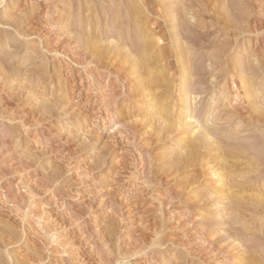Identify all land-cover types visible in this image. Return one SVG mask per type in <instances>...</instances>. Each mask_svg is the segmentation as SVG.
<instances>
[{"label": "rangeland", "instance_id": "obj_1", "mask_svg": "<svg viewBox=\"0 0 264 264\" xmlns=\"http://www.w3.org/2000/svg\"><path fill=\"white\" fill-rule=\"evenodd\" d=\"M46 1L50 2L0 0V264H236L237 253L241 250L253 252V256L262 257V260L264 236L261 235L262 232L259 233V228H263L264 215L260 209L253 210L256 205H251L250 209L243 206L240 210H244L242 212L245 214L242 215L246 216L241 215V220L240 216H233L237 223L244 222V225L247 222L245 225L249 226V230L253 224L255 227L251 228H258L259 233L258 235L256 230L253 233L246 230L243 234L239 232L242 235L239 234V239L236 236V241L243 246L238 249L232 244L235 233L228 230L234 227L227 223L230 222L229 214L223 212L224 215L217 220L213 216L221 206L214 205V197L212 200V196L208 195L215 186L210 177L205 176L206 179L203 177L202 182L191 185L184 179V175L189 179L193 178L196 175L194 171L191 173L194 169L183 170L186 173H182V176L176 173L172 175L176 178L177 175L180 176L179 180L183 183L179 185L183 187L168 184L173 186L169 188L161 178L173 174L171 171V174L167 172L169 167L166 161L172 155L165 151L172 147L171 144L158 151V154L161 151L162 154L166 153V157H161L157 162L145 155L139 139L130 142L125 134H118L119 129L113 122L114 111L110 112L111 116L107 115L110 105V109L118 107L116 104L114 107L115 99L112 97L116 89L111 86L106 88L105 84L95 81L98 78L95 77L97 72L94 73V58L90 55L89 60L84 59L81 53L83 43L72 37L73 33L78 31L79 34L80 28L84 27L81 24L85 18L83 20V17L80 19L77 16L85 17L86 13L91 16L95 14L94 9L112 5L102 4L105 2L101 3V0H52L53 6L56 2L54 7L57 8V4L60 8L63 6L61 13L56 14V8L48 10ZM98 1L100 3L96 4ZM61 2L72 5L66 6V9ZM243 2L242 15H249L246 18L242 16L246 19L243 24L251 23L249 26L253 28L257 25L255 30L258 31L251 35L236 36L240 37L236 49L241 47L242 56L248 48L246 52L249 54L245 52L244 62L241 61L248 65L246 79H252L254 84L257 82L256 87L261 89L258 94L264 96V21H261L264 20V7L260 4L264 0ZM83 4L87 5L86 8L93 4L94 8L82 10V6L85 8ZM34 7L37 10L33 11ZM108 7L105 9L114 6ZM63 11L73 16H68L65 21L67 15ZM106 11L102 9L99 12L98 20L95 21L97 24L102 22V26L99 24L101 28L98 27L95 32L99 29L101 33L107 31L106 22L113 16L105 17L101 12ZM74 15H77L76 19ZM56 16L60 21H56ZM205 18L204 24L213 25L212 17ZM13 19L15 23L12 22ZM238 19L235 20L239 21ZM63 21L67 23L65 27L62 25ZM257 21L263 22V27ZM76 22L81 23V27H75ZM86 27L87 31L91 29ZM74 28L79 30L75 29L74 32ZM211 29L213 31L210 30L208 36L210 43L224 39L218 29ZM233 37L231 33V38ZM227 38L231 39L230 35ZM203 49H198L200 52L196 50V54L199 52L201 54L197 55H203L206 52ZM235 60V65L231 62L233 68L239 59ZM86 62L92 66L88 70L90 76L84 68L87 66ZM234 71L228 72L237 74L238 71ZM233 78L231 80L239 85V79ZM210 79L207 85L211 84ZM241 87L240 91L234 90L235 95H240L236 104L233 100L238 107H241L240 103L246 105L249 102L240 94H243ZM260 101L263 103L264 97ZM229 103L230 100L224 102ZM262 103L261 107L264 106ZM244 127L240 130L246 129ZM248 133L242 135L247 136ZM257 134L259 137L258 131ZM140 151L144 153L143 159ZM260 178L264 182V171ZM204 180L208 181L203 183ZM208 185L212 190L204 188ZM180 189L184 190V194ZM196 192L201 194L196 196L199 199L194 197ZM223 221L227 224H222ZM203 226L205 230L202 231ZM221 228L225 230L219 231ZM215 229H218L217 234L220 233L215 239H211L209 234L215 232ZM227 235L231 237L227 238ZM221 238H224L223 242ZM235 250L238 252L235 253ZM254 251L260 253L256 255Z\"/></svg>", "mask_w": 264, "mask_h": 264}, {"label": "bare ground", "instance_id": "obj_2", "mask_svg": "<svg viewBox=\"0 0 264 264\" xmlns=\"http://www.w3.org/2000/svg\"><path fill=\"white\" fill-rule=\"evenodd\" d=\"M49 1L50 2L46 1L48 4H45L48 5V10L56 6V2L53 6L52 0ZM65 1L64 3L67 2ZM96 1L97 0H95V2ZM64 3L62 5H64ZM98 3H100V1L96 4ZM101 3H107L106 5H112L114 7L111 6V8L109 6L111 9L107 10L105 7L107 8L108 6H101L99 4L102 8L100 7L98 10L94 9V15L89 16V13H86V15L85 12H83L85 17L74 15V19L77 17L82 19L81 17H83L84 20L85 18L84 22H82L83 24L76 22L75 27L84 25V27L87 26L86 28H91L88 29V31H92L88 32L87 29L85 30L82 26L83 29L80 28L81 34L79 31V35L77 34L78 31L76 32L75 30L77 28H74L76 34L73 33L72 37L78 38V40L83 43L79 41L83 45V50H81L83 55L80 54L84 59H88L90 55L94 58L93 64L96 66V71H94V73L97 72V76H95V74L94 76L98 78L95 81L103 85L105 84L106 88L111 86L113 89H116L112 97L115 99V103H113L114 107L115 104L118 105V107H112V109H110V105L108 109L109 114L107 113V115L111 116L110 112L113 110V122L117 130L119 129L118 134H125L126 139L130 142H132L131 140L136 142L135 139H139L145 155L152 160L158 162V159L161 157L164 159L166 153L162 154L161 151V153L158 154V151L162 148L165 149L164 147L171 144L172 147L166 148L167 150H165L168 151V155H172L171 159H168L169 161L166 160L169 167V169L166 170L169 173L171 171L173 174L170 173L171 176L168 175L164 177V179L161 178V181H164L163 183L166 185L174 184V186L177 185V188L183 187L179 185V183H183V181L180 182L179 179L181 178L180 176L178 177V175L180 174L182 176V173H186L183 172V170L189 171L191 168L194 170L191 169L192 172H190L193 173L194 171L196 175L194 174L195 176L193 175L194 177L191 179L184 175V179L188 180L191 185H197V183L202 182L201 180L205 176L210 177V180H213L212 182L215 185L213 190L210 189L211 186L209 187V185L204 188L212 190L210 192L207 191L209 197L210 195L212 196L211 199L214 197L213 199L215 200L212 199L214 202L216 201L215 204L213 203L214 205L221 206L217 208V212L215 210L216 214L214 213L215 215L213 216L216 217L217 220L222 216L223 212L229 214L228 219L230 222L227 223L234 227L231 228L230 225H228L229 228H231L228 230H233L232 232L235 233H233L235 236L232 244L238 249L241 248L243 245L237 243L236 239H239V236L243 234L242 232H245L244 230L253 233L254 230L257 231L258 228L253 230L255 226L253 227L252 224L250 230L248 225V229H246L247 226L245 224L247 222L243 225L244 222L240 221V218L246 215H242V213H244L242 211L244 210L241 211L240 209L243 206H248L250 209L252 208L251 205H256V208L253 207V210L260 209L259 211H261V213L263 212L264 215V182L261 179L262 177L260 178L262 181L259 179L262 171H264V106H262L263 108L261 107L262 102L260 101L264 96L260 95L261 93L258 94V92H261V89L256 87L255 84L257 82L254 84L253 81H251L252 79L250 80L249 78L251 82L246 79L247 75L245 71H247L246 67L248 65L246 66L247 62L245 65L243 64V55H245L248 48L246 50L244 49L245 52L242 56L240 55L243 53L240 52L241 47L238 49L239 51L236 49L240 38L236 36H243V34L251 35L255 33V31H258V29L255 30L257 25L255 28L249 26L251 23L244 25V20L246 21V19L243 17L245 16L246 18L249 15H242L243 12L241 10L244 7L243 0H109L107 2L106 0H101ZM93 4L88 7L92 9ZM260 4L264 7V2ZM71 5L64 6L66 8V6L71 7ZM57 6V8L54 7L57 11L55 13L59 14L63 6H61V8L59 4H57ZM86 6L87 5H84L85 8L82 6V10H89ZM38 7L37 5L36 8L39 10ZM37 9L34 7L33 11ZM102 9L104 11L107 10L106 12H101L105 17L107 15V18L113 16V18L110 17V19L112 18V22H110V19L109 22L105 21L108 25L107 31H105L106 33L99 32L100 29L98 32H95V29L98 27L101 28L102 26V24H100L102 22L99 23L101 26L96 23L99 12L102 11ZM72 10L69 12H72ZM65 11H63L64 14L66 13ZM22 13L23 12H21V15ZM63 13L61 14L62 16L59 15V18L60 16L62 18L64 17ZM77 14L80 13L78 12ZM261 14L263 15V13ZM70 15L73 16L70 13L67 15L65 21H67ZM251 15L252 14H250V16ZM207 16L212 17L215 24L214 21L212 23L213 25L209 23L204 24V17L207 18ZM57 17L58 16H56L55 19H57ZM102 17L103 16H101V18ZM59 18L56 21H58ZM252 18H254V16H252ZM234 20L235 22L233 23ZM65 21H63V23L60 22L64 27L67 25ZM93 21L96 24H94ZM251 21H254V19ZM261 21L264 20L262 19ZM12 22H14V19ZM17 22L16 25L18 24ZM236 22H238L237 25L235 24ZM261 23L263 22H260V25L263 27ZM77 24L81 25L77 26ZM105 26L103 28L106 30ZM64 27H62V29ZM70 27L69 31H71L70 35H72ZM213 27L218 29V32L223 35V40L210 43L211 40H209L208 36ZM67 30H65V32H67ZM77 30H79V28ZM231 33L238 39L234 37L232 39ZM74 34L77 36H74ZM224 35H227V37L230 35L231 39ZM67 36L65 38H67ZM68 39L70 40L69 37ZM71 39L73 40L74 38ZM78 40H76V42ZM202 48H204L203 50H206V52H204V54L202 52L203 55L201 56L197 55L200 52L198 49L201 50ZM196 50L199 51L197 54ZM233 58L239 59L234 68L231 64V62L234 63L233 61L235 59L233 61L231 60ZM87 62L85 64H87ZM206 62H209V64ZM90 66L91 65L87 64V66L84 67L86 68L87 74H89V68L92 67ZM233 70H235L234 72L238 71L236 72L237 74L233 73L234 75H232L231 73ZM228 71H231V73ZM250 73H252V71H250ZM256 76L254 75V77ZM106 77L109 79H107L109 81L108 83ZM232 77H234L233 79H235V77L239 79L243 87L240 86L242 89L241 91H243V94L242 92L240 94L243 96V99L249 101L248 104L242 105V103H240L241 105L239 106L241 107L235 105L240 95L239 93L235 95L234 90L237 91L239 89L240 91V84L237 85L235 81L231 80ZM209 79L211 80L209 82L211 84L207 85ZM221 83H223V85ZM258 87L261 88L260 86ZM204 95H207V97ZM259 95L261 98H259ZM203 96L204 98L206 97V99H204ZM208 97L210 98L208 99ZM118 98L121 100H117ZM258 99L261 103L257 101ZM229 100V104H224V102ZM118 101L122 104H119ZM232 103L234 105H232ZM243 127L246 129L240 130L241 128L243 129ZM228 130H231V132ZM248 131H251V133H248ZM257 131L259 132V137L257 136ZM246 132L248 135L244 136L247 134ZM243 133L244 135H242ZM143 154L144 153L140 151L141 158L144 157ZM174 173L178 174L177 178L172 176ZM206 173H208V175ZM158 177L160 178V176ZM205 181L208 180H204L203 183H205ZM184 183L186 182L184 181ZM168 186H170L169 188L173 187H171V185ZM198 186L200 185L198 184ZM180 191L178 194H180ZM182 191L184 192V190ZM182 191L181 193L184 194ZM196 193L197 194L194 195L195 198L200 194L198 192ZM203 196L202 198L204 199ZM222 203L224 205H221ZM206 204L208 205V203ZM211 214H213V212ZM201 216L204 217V214H201ZM233 216H240V220H238L243 223H237L235 221L237 217L234 218ZM225 217L227 218L226 215ZM225 217H223V220H225ZM227 223L224 222L222 224ZM218 224L219 222H217V225ZM238 225L243 226L236 228ZM243 227H245V229H243ZM262 227L263 228H259V233L262 232L263 234L261 233V235L264 236V225ZM203 229L205 230L204 226L201 230L203 231ZM217 230L215 229L216 233L212 231V233L209 232V237L211 239H215V236L220 233L217 234ZM220 230H222V228L219 229V231ZM230 235L226 237L230 238ZM206 236L204 238H207ZM254 236L256 235L254 234ZM220 240L223 242L222 240H224V238ZM244 248L246 249L247 247ZM237 250H235V253L238 252ZM248 253V250H241L240 253H237V262L232 260L236 262V264H264V254L261 260V255L259 256L261 258H258L251 254L253 252H250L249 255ZM258 253H256V255Z\"/></svg>", "mask_w": 264, "mask_h": 264}]
</instances>
